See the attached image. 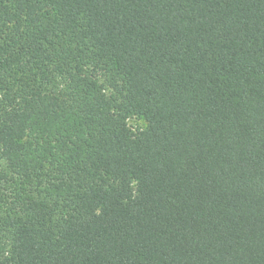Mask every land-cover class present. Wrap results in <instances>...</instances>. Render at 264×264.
I'll return each mask as SVG.
<instances>
[{
    "label": "trees",
    "instance_id": "obj_1",
    "mask_svg": "<svg viewBox=\"0 0 264 264\" xmlns=\"http://www.w3.org/2000/svg\"><path fill=\"white\" fill-rule=\"evenodd\" d=\"M0 264H264V0H0Z\"/></svg>",
    "mask_w": 264,
    "mask_h": 264
},
{
    "label": "rangeland",
    "instance_id": "obj_2",
    "mask_svg": "<svg viewBox=\"0 0 264 264\" xmlns=\"http://www.w3.org/2000/svg\"><path fill=\"white\" fill-rule=\"evenodd\" d=\"M127 123L133 132H137L146 128V122L144 121L143 118L138 116L129 118Z\"/></svg>",
    "mask_w": 264,
    "mask_h": 264
}]
</instances>
